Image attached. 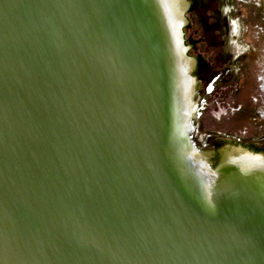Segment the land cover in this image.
I'll return each mask as SVG.
<instances>
[{"label": "water", "instance_id": "obj_1", "mask_svg": "<svg viewBox=\"0 0 264 264\" xmlns=\"http://www.w3.org/2000/svg\"><path fill=\"white\" fill-rule=\"evenodd\" d=\"M0 264H264V0H0Z\"/></svg>", "mask_w": 264, "mask_h": 264}]
</instances>
